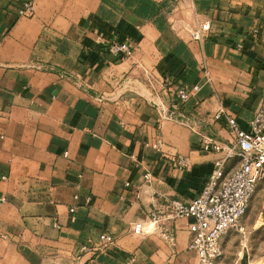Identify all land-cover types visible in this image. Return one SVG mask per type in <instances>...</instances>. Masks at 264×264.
Instances as JSON below:
<instances>
[{
	"label": "crops",
	"instance_id": "obj_1",
	"mask_svg": "<svg viewBox=\"0 0 264 264\" xmlns=\"http://www.w3.org/2000/svg\"><path fill=\"white\" fill-rule=\"evenodd\" d=\"M24 1L0 0V264H198L191 217L168 224L173 245L133 228L202 191L221 157L203 135L232 140L221 108L243 129L264 109V0H33L31 17ZM113 40L133 56L108 53ZM192 84L190 126L161 118ZM256 198L264 223V179ZM103 233L115 244L81 250ZM222 246L218 264H250Z\"/></svg>",
	"mask_w": 264,
	"mask_h": 264
},
{
	"label": "built area",
	"instance_id": "obj_2",
	"mask_svg": "<svg viewBox=\"0 0 264 264\" xmlns=\"http://www.w3.org/2000/svg\"><path fill=\"white\" fill-rule=\"evenodd\" d=\"M17 14L33 16L34 1L25 0L17 8ZM192 35L195 39H201V28H196ZM134 50L135 44L129 40H113L107 46L108 53L121 58L132 57ZM206 77L207 81H212L209 71H206ZM199 90V84L181 86L177 92L179 111L161 114V118H176L190 126L191 118L182 108ZM223 117H226L232 140L224 143L210 135H203L201 150L219 153L221 157L215 161V168L202 191L190 202L180 199L166 201L160 210L151 212L149 225L136 223L133 228L134 232L139 234L151 232L150 227H153L154 231L160 232L161 237L173 245L175 238L168 224L177 218L191 217L193 221L189 226L191 233L189 249L197 255L198 264H218L223 256V237L232 229H243L241 220L248 211L259 182L264 179V109L254 116L248 129L241 128L237 118L228 115L227 111L221 108L214 118L218 120ZM153 147L160 149L161 140L154 142ZM232 159H236V163L231 169L226 170V162ZM175 162L178 167L189 165V159L185 156H178ZM143 178L150 182L151 172L146 170ZM125 185L128 187L130 183L127 182ZM78 197L76 194L75 198ZM74 210L71 208V211ZM115 242V236L103 233L97 243L82 244L81 250L95 253Z\"/></svg>",
	"mask_w": 264,
	"mask_h": 264
},
{
	"label": "rangeland",
	"instance_id": "obj_3",
	"mask_svg": "<svg viewBox=\"0 0 264 264\" xmlns=\"http://www.w3.org/2000/svg\"><path fill=\"white\" fill-rule=\"evenodd\" d=\"M258 202V198L252 201L244 219L245 226L241 224L243 229H232L223 237V245L226 247L228 256L233 258L232 260H235L238 252H242L241 256H247L250 264H264V223L261 221L256 223L262 211V206Z\"/></svg>",
	"mask_w": 264,
	"mask_h": 264
}]
</instances>
